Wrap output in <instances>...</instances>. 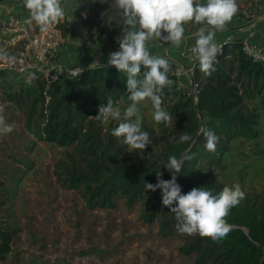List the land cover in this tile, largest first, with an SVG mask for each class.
Segmentation results:
<instances>
[{"label":"trees","instance_id":"obj_1","mask_svg":"<svg viewBox=\"0 0 264 264\" xmlns=\"http://www.w3.org/2000/svg\"><path fill=\"white\" fill-rule=\"evenodd\" d=\"M169 62L168 78L174 83L164 88L161 107L173 120L167 125L157 123V128L142 121L152 141L143 153L112 135L118 124L104 129L103 120L95 117L99 106L109 99L114 107L131 103L126 74L114 66L84 65L78 79H67L47 90V103L41 79L8 94V100L23 110L24 126L38 141L69 148L54 164V174L62 187L76 190L89 209L114 208V199L120 197L127 206L140 203L144 221L151 222L161 212L171 215L177 228L175 214L162 205L161 190L145 191V183L156 184L157 171L163 174L161 179H171L165 168L169 157L188 155L192 158L184 160L176 180L182 193L196 187L217 195L225 186L232 187L217 176L225 170L224 156L232 140L261 136L257 104L264 113V64L246 56L240 39L223 43L210 76L196 63L191 76L193 95L180 85L175 61ZM201 128L219 137L215 153L205 149L206 138L198 134ZM181 134L192 140L181 143ZM244 193V199L226 217L231 225L227 236L214 241L184 234L180 253L194 255L196 264H264V184L260 190ZM18 230L12 223L0 228L1 257L9 252Z\"/></svg>","mask_w":264,"mask_h":264},{"label":"rangeland","instance_id":"obj_2","mask_svg":"<svg viewBox=\"0 0 264 264\" xmlns=\"http://www.w3.org/2000/svg\"><path fill=\"white\" fill-rule=\"evenodd\" d=\"M99 1L67 0L65 3V14L71 25L62 29L65 42L57 53L62 63L69 66L98 65L95 61L108 64L109 54L119 50V37L128 26L109 0ZM242 2L236 0L238 6ZM237 14L245 17L240 8ZM257 14L246 19L251 20ZM201 27L204 25L194 22L185 24L182 42L191 40L186 44L181 42L179 47L154 38L147 42L151 55L175 61L182 72L179 83L192 95L195 89L191 76L196 61L191 49ZM187 32L190 34L186 37ZM229 32L215 41L240 36L237 31ZM28 74L0 76V115L7 123L15 125L11 133L0 135V228L12 223L19 229L9 252L0 256V264H196L194 255L180 253L179 246L185 236L178 232L171 215L159 212L155 219L146 222L140 216V203L127 206L120 197L114 199V208L89 209L76 190L59 184L54 164L69 148L38 141L24 126L23 110L8 100L10 92L34 83L35 80L26 83ZM131 103L120 102L117 108L123 113ZM138 107L142 121L157 128L154 109L148 100ZM258 109L263 133L264 113L260 107ZM121 122L110 118L102 125L105 129ZM239 146L244 147L245 141L234 146L236 151L224 156L225 170L234 164L235 156L237 161L246 156L251 159L247 164L237 163V168L240 166L237 183L233 182L235 175L225 178V170L217 176L230 186L239 184L245 192L241 184L249 174L247 168L254 165V161L264 163V152L258 144L243 149ZM166 221H169L168 226L164 225Z\"/></svg>","mask_w":264,"mask_h":264},{"label":"clouds","instance_id":"obj_3","mask_svg":"<svg viewBox=\"0 0 264 264\" xmlns=\"http://www.w3.org/2000/svg\"><path fill=\"white\" fill-rule=\"evenodd\" d=\"M23 3L29 12L30 22H35L43 32L64 17L61 0H23ZM111 5L120 11L128 30L123 31L122 37H119V50L109 54L108 64L119 73L126 74V89L132 103L122 113L109 99L107 104L99 106L95 117L105 122L110 118L122 121L113 129L112 135L123 138L124 144L130 149L143 153L152 141L148 132L142 128L138 105L150 100L154 109L153 120L158 124H171L173 120L161 107L164 88L174 83L168 78L171 65L168 59L151 55L147 42L154 38L179 47L184 38L185 24L194 22L204 25L197 33L198 39L191 52L199 62L200 71L210 76L215 71L214 64L218 55L223 52V45L214 42L215 33L225 29L238 12L239 6L236 0H113ZM0 61L12 66L16 58L0 49ZM95 62L104 67L98 61ZM37 78L35 73H29L26 83L31 84ZM14 127V124L7 123L0 115V135L11 133ZM198 134L206 138L205 149L215 153L219 137L204 128ZM190 140L192 137L188 134L179 137L181 143ZM191 158L188 155L180 159L170 156L165 168L171 173V179H161L163 174L157 171V183H145V191L161 190L162 205L175 214L179 233L188 236L198 234L217 241L231 231L226 217L230 209L244 199L245 193L239 184L225 186L217 195L205 188L196 187L182 193L176 182L177 175L181 173L184 160Z\"/></svg>","mask_w":264,"mask_h":264},{"label":"built area","instance_id":"obj_4","mask_svg":"<svg viewBox=\"0 0 264 264\" xmlns=\"http://www.w3.org/2000/svg\"><path fill=\"white\" fill-rule=\"evenodd\" d=\"M66 2L67 0H61L64 17L54 23L48 31L43 32L35 22H30L29 12L25 9L23 0H8L7 2L0 0V49L16 58L12 66L5 61H0V76L1 74L19 76L35 73L37 79L44 82L42 93L45 103L49 100L47 90L50 87L67 79H78L79 72L84 67V65H66L57 56L65 42L62 29L64 26L71 25L65 14ZM238 39L242 41V50L246 56L264 64V45L252 38L251 31ZM230 40L227 38L225 41L214 42L223 45L224 42ZM193 58H195L194 55ZM195 61L198 63L196 58ZM177 68L175 74L179 79L182 72Z\"/></svg>","mask_w":264,"mask_h":264},{"label":"crops","instance_id":"obj_5","mask_svg":"<svg viewBox=\"0 0 264 264\" xmlns=\"http://www.w3.org/2000/svg\"><path fill=\"white\" fill-rule=\"evenodd\" d=\"M2 1L7 2L8 0H2ZM239 8L243 10L245 17L241 18L236 13L233 16L232 20L226 25L224 30L215 33L214 41L216 39L222 38L223 36L226 35V33L229 34L230 33L229 31H237L238 35H240L238 38H242L248 31H251L252 38L264 44V0H243V2L240 3ZM255 12H257L258 14L253 19L251 20L246 19L248 16L253 15V13ZM246 13L248 14L250 13V15H247ZM188 34L190 33L189 32L185 33L186 37L188 36ZM190 40L191 39L189 40L187 39L183 41L182 44H186V42ZM257 105L258 107H260L259 104ZM243 141H245V146L244 147L239 146V148L241 149L248 148L247 146L249 145L251 146L254 144H258L259 148H261L262 151L264 152V132H263L262 135L256 139L244 140L242 138H236L232 140L230 144V150L228 151L227 154L232 153V151H236L237 148H235L234 146H236V144L242 143ZM234 158L236 161L232 166L226 168L224 174H227L225 175V178H229L235 175L233 182L237 183V176L240 174L238 170L240 166L237 168V163L242 164L244 162L245 164H247V162H249V160L251 159L246 156L245 158H243V160L237 161V157L235 156ZM253 163L255 164L254 165L250 164V167L247 168L249 174H247V179L244 180L243 183L241 184L245 192L251 189L260 190L264 184V163L262 161H254ZM221 181L226 183L225 180H221ZM233 185L234 184H232L231 186Z\"/></svg>","mask_w":264,"mask_h":264}]
</instances>
